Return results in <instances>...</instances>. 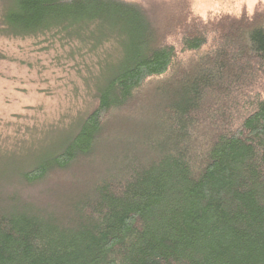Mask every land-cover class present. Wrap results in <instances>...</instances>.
I'll use <instances>...</instances> for the list:
<instances>
[{
  "label": "trees",
  "instance_id": "trees-1",
  "mask_svg": "<svg viewBox=\"0 0 264 264\" xmlns=\"http://www.w3.org/2000/svg\"><path fill=\"white\" fill-rule=\"evenodd\" d=\"M47 34L102 52L97 103L0 159V264H264V5L0 0Z\"/></svg>",
  "mask_w": 264,
  "mask_h": 264
},
{
  "label": "rangeland",
  "instance_id": "rangeland-1",
  "mask_svg": "<svg viewBox=\"0 0 264 264\" xmlns=\"http://www.w3.org/2000/svg\"><path fill=\"white\" fill-rule=\"evenodd\" d=\"M126 1L162 7L171 0ZM187 1L203 20L243 8L253 12L264 5V0ZM101 57L100 50L57 35H0V159L24 158L40 146L49 149L58 134L96 105L94 81ZM2 165L0 161V172Z\"/></svg>",
  "mask_w": 264,
  "mask_h": 264
}]
</instances>
